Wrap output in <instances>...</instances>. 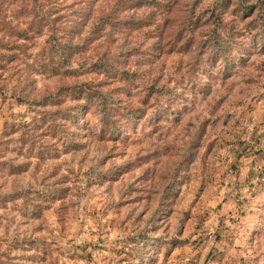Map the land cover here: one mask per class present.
I'll return each instance as SVG.
<instances>
[{
  "label": "clouds",
  "instance_id": "1",
  "mask_svg": "<svg viewBox=\"0 0 264 264\" xmlns=\"http://www.w3.org/2000/svg\"><path fill=\"white\" fill-rule=\"evenodd\" d=\"M244 84L214 128L223 209L180 211L200 144L166 197L128 192L131 145L155 129L181 160ZM0 264H264V0H0Z\"/></svg>",
  "mask_w": 264,
  "mask_h": 264
},
{
  "label": "rangeland",
  "instance_id": "2",
  "mask_svg": "<svg viewBox=\"0 0 264 264\" xmlns=\"http://www.w3.org/2000/svg\"><path fill=\"white\" fill-rule=\"evenodd\" d=\"M237 86L229 95L227 89L218 96L209 108L205 109L207 115L201 113L200 116H193L187 121L188 140L187 146L183 153V158L179 161L175 159L174 141L164 142L166 133H161L153 137L155 129H152L148 135L136 142L130 147L135 151L127 153L129 159L117 165L114 173L119 177H127L128 192L140 191L135 187L136 184L148 180H154L156 184L162 185L163 195L161 199L166 197L173 189L176 183V175L179 172L180 165L184 159L191 155V146L195 144L201 145L200 159L193 171L189 186L182 190L180 211L183 218L198 217L203 210V214L207 215L209 211L215 212L217 209H223L224 204L220 200V189L208 177L215 176L222 179L219 172L221 160L227 157L224 145L217 148L220 136L216 134L214 128L223 131L228 125V120L234 115V112L227 111L233 106L242 109L246 100L243 95L244 88ZM223 120V124L216 122ZM109 157H104L108 159ZM207 173V176H206ZM143 197H137L139 201ZM134 201H123V204H131ZM147 209H145V212ZM145 213H141L144 215Z\"/></svg>",
  "mask_w": 264,
  "mask_h": 264
}]
</instances>
